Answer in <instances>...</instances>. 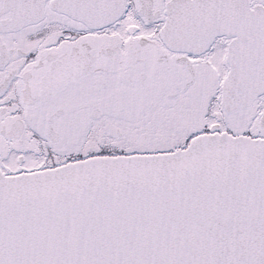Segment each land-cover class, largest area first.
Here are the masks:
<instances>
[{
	"label": "snow or ice",
	"instance_id": "6c2138e0",
	"mask_svg": "<svg viewBox=\"0 0 264 264\" xmlns=\"http://www.w3.org/2000/svg\"><path fill=\"white\" fill-rule=\"evenodd\" d=\"M0 264H264V0H0Z\"/></svg>",
	"mask_w": 264,
	"mask_h": 264
}]
</instances>
